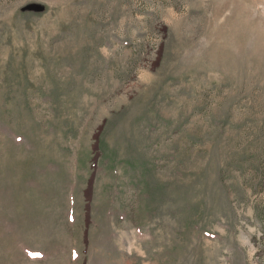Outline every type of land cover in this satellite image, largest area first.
<instances>
[{"label":"rangeland","instance_id":"1","mask_svg":"<svg viewBox=\"0 0 264 264\" xmlns=\"http://www.w3.org/2000/svg\"><path fill=\"white\" fill-rule=\"evenodd\" d=\"M0 264H264V0H0Z\"/></svg>","mask_w":264,"mask_h":264}]
</instances>
